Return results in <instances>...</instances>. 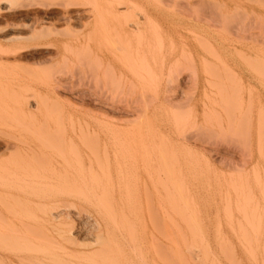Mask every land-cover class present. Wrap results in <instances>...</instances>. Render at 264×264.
<instances>
[{
    "label": "rangeland",
    "instance_id": "374dc122",
    "mask_svg": "<svg viewBox=\"0 0 264 264\" xmlns=\"http://www.w3.org/2000/svg\"><path fill=\"white\" fill-rule=\"evenodd\" d=\"M31 1L0 0V224L13 223L9 229L48 236L50 242L31 234L34 245L24 248V241H14L16 248L34 250L39 264L50 258L63 259V264H264V0H58L75 3L67 4L73 17L66 22L57 20L63 10L58 3ZM99 5L118 9L105 13ZM11 35L22 39L6 38ZM37 41L40 46L32 47ZM11 42L28 49L9 51ZM47 142L56 145L49 148ZM147 149L150 157L144 161ZM91 164L98 173L110 174L105 179L113 182L114 191L126 188L125 201L123 189L116 196L121 194L129 222L118 221L104 231L100 217L75 192L80 190L77 183H70L76 187L70 192L68 183L79 181L80 166ZM163 167L174 179L164 176ZM157 176L165 185L178 181L179 186L171 183L178 190L185 185L187 194L184 186V194L177 189L170 194L183 195L175 197L182 206L179 214L170 210L171 197L165 199L168 192L161 188L167 185ZM146 198L151 208L144 204ZM56 199L73 203L57 207ZM247 199L252 201L249 208L242 207L243 200L249 204ZM227 200L232 210L226 209ZM236 201H242L240 209ZM250 207L257 209L253 229L260 237L254 235L257 231L252 235L254 211L250 216L244 211ZM169 215L179 227L170 225ZM241 215L250 234L243 233L240 223L237 229ZM162 218L172 226L176 241L170 243L171 233L166 238ZM230 220L233 227L227 224ZM61 227L70 233L72 245L55 236ZM193 230L203 236L193 233L191 239ZM245 232L259 238L256 244L251 236L252 246L239 243H250ZM100 235H108L109 250L115 245L119 249L118 254L110 250L114 261H109V252L108 261L98 257L95 239ZM14 242L7 243L16 249ZM173 242L184 254L179 248L173 251ZM185 244L193 252L185 251ZM255 245L256 259L251 258Z\"/></svg>",
    "mask_w": 264,
    "mask_h": 264
},
{
    "label": "bare ground",
    "instance_id": "6f19581e",
    "mask_svg": "<svg viewBox=\"0 0 264 264\" xmlns=\"http://www.w3.org/2000/svg\"><path fill=\"white\" fill-rule=\"evenodd\" d=\"M7 1L9 2V1H11V0H7ZM4 2H5V1H4ZM26 3H27V1H26ZM30 3H31L32 5H33V3H35V5H41V6H43V5H44V6H45V5H48V6H49V5H53V4H55V6H57L56 4L58 3V4H59L58 6H62V7H63V10L59 13V17H57V20H59V19L61 20V19H62L64 22H66V21H69V20L71 19V17H73V16H71L72 14H71V12H70V11H72V10L68 11V8H67V7L69 6V5H67V4H70V2L68 3V1H67V3H66V2L64 3V2H62V1H58V0H57V1H55V0H54V1H51V0H50V1H46V0H32ZM62 3H63V4H62ZM60 4H62V5H60ZM71 5H75V3L70 4V6H71ZM58 6H57V7H58ZM46 7H47V6H46ZM91 7H92V6H91ZM99 7H100V11H101V9H103V10H105V13H107L106 10H110V9H118V8H112L113 6H112L111 8H110V7H109V8H108V7H102V8H101V6L99 5ZM10 8H11V7H10ZM0 9H1V8H0ZM92 9H94V8L92 7ZM124 9H125V8H124ZM126 9L129 10L128 8H126ZM2 10H3V9H2ZM2 10H1V11H2ZM122 10H123V9H122ZM75 11H76V10H75ZM112 11H113V10H112ZM112 11H111V12H112ZM116 11H117V10H116ZM120 11H121V10H120ZM102 12H103V11H102ZM111 12H109V13L112 14ZM34 13H35V12H34ZM74 13H76V12H74ZM120 13L122 14L123 11H121ZM106 15H108V14H106ZM2 16H3V15H2ZM13 16H15V15H13ZM16 16H17V15H16ZM37 16H38V15H37ZM57 16H58V15H57ZM110 16H111V15H110ZM113 17H115V15H114ZM113 17H112V18H113ZM4 18H6V17L4 16ZM14 18H15V17H14ZM33 18H34V17H33ZM0 19H1V18H0ZM18 19H19V18H18ZM3 20H4V19H3ZM40 20H42V19H40ZM113 20H114V19H113ZM36 21H37V19H36ZM118 22H119V21H118ZM5 24H6V23H5ZM7 24L9 25L8 22H7ZM11 24H12V23H11ZM11 24H10V25H11ZM13 24H14V23H13ZM13 24H12V25H13ZM0 30H1V29H0ZM3 30H4V28H3ZM35 30H36V29H35ZM34 33H35V32H34ZM32 36H34V39H35L36 35H34V34L32 33ZM22 37H23V36H22ZM24 37H25V36H24ZM6 38H10L9 40L12 41L13 39H17V38L20 39L21 36H18V35H14V36H12V35H11V36L6 37ZM25 38H29V39H31L30 37H27V36H26ZM21 39H22V38H21ZM23 39H24V38H23ZM32 39H33V38H32ZM3 40H4V39H3ZM5 40H6V39H5ZM25 40H26V39H25ZM40 43H41V42H40ZM257 43H258V42H257ZM262 43H263V42H262ZM202 44H203V43H202ZM206 44H207V43H206ZM258 44H259V43H258ZM10 45H11L12 47L9 48L10 46H8L9 51L23 50L25 47H28V45H26V46H21V47H20V46H18V45L12 44V42H11ZM47 45H48V44H47ZM37 46H40L38 41L35 42V43L33 44L32 47H37ZM41 46H42V45H41ZM45 46H46V45H45ZM203 46H204V45H203ZM205 46H207V45H205ZM209 47H211V46H209ZM44 48H45V47H44ZM26 49H28V48H25V50H26ZM251 50H252V49H251ZM23 51H24V50H23ZM236 51H237V50H236ZM204 52H205V51H204ZM206 52H207V51H206ZM263 52H264V51H263ZM208 53H209V52H208ZM210 53H211V52H210ZM210 53H209V54H210ZM259 53H262V52L259 50ZM211 54H212V53H211ZM259 55H260V54H259ZM261 55L263 56L264 53H262ZM261 59L263 60L264 58L262 57ZM258 63H262V62H257V66H258ZM263 63H264V62H263ZM263 63H262V64H263ZM262 64H260L261 67H263V65H264V64H263V65H262ZM260 65L258 66L259 69H260ZM259 69H258V70H259ZM263 69H264V68H263ZM263 71H264V70H263ZM263 71H262V74L264 73ZM258 72L260 73V70H259ZM259 73H258V74H259ZM255 74H256V73H255ZM263 75H264V74H263ZM256 76H258V75H256ZM259 76H260V75H259ZM261 77H263V76L261 75ZM261 77H259V79L257 78L260 82H261L262 80L264 81V77L262 78V80L260 79ZM263 81H262V82H263ZM213 85H214V84H213ZM219 85H220V87H221V86H223L224 84L221 85V84L219 83ZM261 85H263V84H261ZM215 86H217V85H215ZM263 86H264V85H263ZM261 87H262V86H261ZM218 88H219V87H218ZM225 89H226V88H225ZM225 89H224V90H225ZM220 91H221V90H220ZM222 93H223V91H222ZM224 93H225V91H224ZM224 93H223V94H224ZM223 94H222V96H223ZM219 95H220V93H219ZM222 98H223V97H222ZM36 137H37V135H36ZM68 137H69V136H68ZM81 138H82V137H81ZM33 139H34V138H33ZM37 139H38V138H37ZM46 139H48L47 136H46ZM132 139H133V138H132ZM139 139H140V138H139ZM139 139H138V140H139ZM38 140H39V141H40V140L42 141V139H38ZM38 140H36V141L38 142ZM81 140H82V139H81ZM84 140H85V139H84ZM130 140H131V139H130ZM43 141H44V140H43ZM43 141H42V142H43ZM45 141H46V140H45ZM48 141L50 142L51 140L48 139ZM120 141H121V140H120ZM140 141H141V140H140ZM71 142H72V141H71ZM138 142H139V141H138ZM143 142H144V141H143ZM125 143H126V142H125ZM131 143H132V142H131ZM141 143H142V142H141ZM47 144H48V147L51 148L50 145H52V143L49 144V143L47 142ZM41 145H42V144H40V147H41ZM53 145H56V144H53ZM53 145H52V146H53ZM82 145H83V144H82ZM128 145H129V144H128ZM141 145H143V144H141ZM122 146H124V145H122ZM129 146H130V145H129ZM16 147H17V146H16ZM54 147H56V146H54ZM57 147L59 148V145H58ZM57 147H56V148H53V149H57ZM83 147H84V145H83ZM88 147H89V146H88ZM126 147H127V146H126V144H125V147H124V148H126ZM137 147H138V146H137ZM144 147H145V145H143L142 149H143ZM34 148H35V147H34ZM38 148H39V147H38ZM14 149H15V148H14ZM31 149H32V148H31ZM40 149H42V147H41ZM40 149H38V150H40ZM53 149H52V150H53ZM59 149H60V148H59ZM62 149H63V148H62ZM128 149H129V148H128ZM140 149H141V148H140ZM140 149H139V150H140ZM144 149H145V148H144ZM28 150H30V149H28ZM32 150H33V149H32ZM49 150H50V149H49ZM76 150H78V149H76ZM145 150H146V149H145ZM145 150H143V152H144ZM53 151L57 152L58 149H57V151H56V150H53ZM60 151H61V150H59V153H57V154H59V157H60V159L62 160V154L64 155V152L61 154ZM69 151H70V150H69ZM71 151H72V150H71ZM130 151H131V150H130ZM141 151H142V150H141ZM40 152H42V150H41ZM77 152H78V151H77ZM143 152H142V155L144 154V155H143V158H144V161H145V158H147L146 155L148 156L150 153L148 154V149H147V151H145L144 153H143ZM32 153H33V152H32ZM34 153H35V152H34ZM36 153H37V152H36ZM43 153H44V152H42L41 154H43ZM130 153H131V152H130ZM130 153H129V154H130ZM140 153H141V152H140ZM145 153H146V154H145ZM41 154H40V155H41ZM54 154H56V153H54ZM54 154H53V155H54ZM78 154H79V153H78ZM127 154H128V153H127ZM131 154H132V153H131ZM60 155H61V156H60ZM55 156H56V155H55ZM77 156H78V157H75V160H78V159H79V155H77ZM130 156H131V155H130ZM144 156H145V157H144ZM59 157L56 156V158H59ZM128 157H129V156H128ZM148 157H150V156H148ZM36 159H37V158H36ZM51 159H52V158H51ZM53 160H54V158H53ZM149 160H150V159H148V161H149ZM64 161L66 162V159H64ZM71 161H72V160H71ZM142 161H143V160H142ZM144 161H143V163H144ZM146 161H147V160H146ZM45 162H46V161H45ZM65 162H64V163H65ZM74 162H75V161H74ZM83 162H84V161H83ZM56 163H58V161H57ZM76 163H77V162H76ZM78 163H80V162L78 161ZM89 163H90V162H89ZM85 164H86V163H85ZM36 165H37V164H36ZM59 165H60V163H59ZM65 165H67V163H66ZM75 165H76V164H75ZM77 165H78V164H77ZM83 165H84V164H83ZM46 166H47V164H46ZM70 167H71V166H70ZM146 167H147V166H146ZM48 168H49V167H48ZM48 168H47V169H48ZM104 168H105V167H104ZM77 169H78V168H77ZM163 169H164V167H163ZM80 170L82 171L81 175H80V173H79V175L77 174L78 176L76 175V177L79 178V181H78V180H77L78 182H77L76 180H75V182H69V181H68V182H69V183H68V187H69V185L71 186L70 183H73L74 185H75V183H77V184L79 185V187L75 185L76 187H78V189L80 188V190H78V191L75 190V188H76L75 186H73V187H75L74 189H73L72 186L69 187V188H70V190H71V188H72V190H75V192H77L78 195L80 194V195H81V198L83 197V199H84V203H85V204H88V205L94 210V213H96V214L100 217V222H99L100 224H98V225H101V223H102L103 228H104V231H105V230H107L108 228L111 229L115 224L118 223V221H121V222H119L120 225H121V223H122L123 221L125 222L126 219H127V215L124 216L125 213L122 212L123 209H122V205H121V199L119 198V197L122 198V196H121V194H120L119 197L116 196V193H118V191H121V190L123 189V187L121 186L122 188H121V187L119 188V186H117V185H119V184L117 183V185H116L117 188H116V189L119 188V190H118V191H114V189L112 188V187H113V182H112L111 180H108L109 182H106L107 179H105V178H110V177H111L110 174H109L108 172H105L104 170H103L102 174H101V173H98V172L92 167V164H91L89 167H86V165H85V167H84V166H83V167L80 166ZM101 170H102V169H101ZM168 170H170V169H168ZM65 171H66V170H65ZM78 171H79V170H78ZM81 171H80V172H81ZM161 171H163L162 173L165 174L164 176H166V175H168V174H169L170 177L175 176L174 174L172 175V173H171V175H170L169 171H168V173L165 172V171H166V168H165L164 170H161ZM100 172H101V171H100ZM77 173H78V172H77ZM146 173H147V172H146ZM64 174H65V173H64ZM70 174H71V173H70ZM71 175H72V174H71ZM66 176H67V173H66ZM158 176H159V174H158ZM158 176H157V178H158ZM162 176H163V175H162ZM162 176H161L160 178L163 180V177H162ZM101 177H103V178H101ZM166 177H167V176H166ZM166 177H165V178H166ZM170 177H169V178H166L169 182H170V180H173V179H174L173 177H172L173 179H171ZM69 178H70V177H69ZM73 178H74V177H73ZM78 178H76V179H78ZM116 178H117V177H116ZM179 178H180V177H179ZM179 178H177V179H179ZM74 179H75V178H74ZM101 179H104V180L101 181ZM158 179H159V178H158ZM175 179H176V177H175ZM56 180H58V179H56ZM179 180H180V179H179ZM59 181H60V180H59ZM110 181H111L112 183H111ZM159 182H160V179H159ZM159 182H158V183H159ZM163 182L166 183V180L161 181L160 183L162 184ZM169 182H168V183H169ZM173 182H176V183L173 184ZM173 182L171 181L168 185L166 184L167 186L165 185V183H163V185L166 186V187L170 186L171 189H168V188H167L168 191L166 190V187H165V189H163L164 187H161V186H160L161 184H159V186L162 188V191L164 190L165 192H168V196H167V195H166V197L163 196V197H165V199L168 198V197L170 196L171 193H172V194H175V193H173L174 190H176V189L178 190V188H177L176 186H179V185H177L179 182H178V181H173ZM57 183H58V182H57ZM171 183H172L173 185H176L175 188H173L174 186H172ZM59 184H60V183H59ZM181 184H183V182H181ZM181 184H180V185H181ZM62 185H63V184H62ZM64 185H65V184H64ZM144 185H145V184H144ZM163 185H162V186H163ZM53 186H54V185H53ZM66 186H67V183H66ZM171 186H172V187H171ZM183 186L185 187V185H182L181 187L184 188ZM144 187H145V186H144ZM182 188H181V189L179 188L178 192L182 190V191H183L182 194H184V190L186 191V187L184 188V190H183ZM66 189H67V188H66ZM124 189H126V188L124 187ZM124 189H123V190H124ZM67 190H69V189H67ZM67 190H66V192H67L68 194H71V193H69ZM72 190H71L70 192H72ZM170 190H171V191H170ZM148 191H149V190H148ZM169 191H170V192H169ZM172 191H173V192H172ZM75 192H73V193L75 194ZM126 192L128 193V191H126ZM73 193H72V195H73ZM147 193H149V192H147ZM77 194H75V195H77ZM179 194H181V192H180ZM179 194L172 195V196H174L173 198H175V197L177 198L178 196L180 197ZM182 194H181V195H182ZM186 194H187V191H186ZM188 194H189V193H188ZM78 195H77V197H78ZM122 195H123V192H122ZM159 195H160V194H158V196H159ZM67 196H69V195H67ZM123 196H124V198H122V199H124V201H125V197H126V195H125V190H124V195H123ZM147 196H148V198H149V195H148V194H147ZM147 196H146V197H147ZM172 196H170L171 199L169 198V200L171 201V203H170V210L172 211V210H175V209H176L175 212H177V213L179 214V212H178L177 210H178V209H179V210L182 209V206H179V205H178V202H179L180 200H178V199H176V198H175V199H172ZM71 197H72V196H71ZM77 197H76V199H77ZM161 197H162V196H161ZM161 197H160V198H161ZM181 197H183V195H182ZM186 197H187V195H186L184 198H186ZM73 198H75V197H73ZM79 198H80V196H79ZM83 199H82V200H83ZM186 199H187V198H186ZM56 200H57V201H55V202H56L55 205H56L57 207H58L59 205H64L65 207H67V205H68V201H67V200H64V201H63V200H59V201H58V199H56ZM128 200H129V199L126 198V202H124V203H127V204H128V202H127ZM147 200H148V199L146 198V201H145V202H147ZM149 200H150V199H149ZM149 200H148V203H144V204H145V205L147 204V206H149V208H151V205H150L151 202L149 203ZM159 200L161 201V199H159ZM247 200H248L249 204L246 203L247 205L245 204V205H246V206H245V205H244L245 202H244V200H243V205H242V207L244 206V207H248V208H249V205H250V201H251V200H249V199H247ZM62 201H63V202H62ZM182 201H184V199H183ZM190 201H191V203L193 202L191 199H190ZM70 202L73 203L72 201H70ZM166 202H167V201H166ZM226 202H228V200H227ZM241 202H242V201H241ZM241 202H239V203H241ZM71 203H69V204H70V205H68L69 207L72 206ZM179 203H180V202H179ZM193 203H194V202H193ZM228 203H229V202H228ZM236 203H237V204H235L236 207L239 208L241 205H240L237 201H236ZM251 203H252V201H251ZM76 204H77V203H76ZM230 204H231V203L228 204L229 207H227L226 209H228V208L231 209ZM241 204H242V203H241ZM73 205H74V204H73ZM78 205H80V204H78ZM167 205H168V204H167ZM237 205H238V206H237ZM226 206H227V205H226ZM80 207H81V206H80ZM126 207H127V206H126ZM192 207H194L193 204H192ZM81 208H82V207H81ZM238 208H236V210H237ZM248 208H245L244 211H246V209H247V211L250 212V210H251L252 207H250V209H248ZM253 208L256 209L255 207H253ZM253 208H252L251 211H254V217H253L254 219H252V216H253V215L251 216V218H250L249 220L247 219V220H248L247 222H249L248 224H250L251 219H252L251 224H253L254 220H257L256 217H255V216H258V215H255V212H256L257 209L254 210ZM145 209H147V210H145L146 212H147V211L151 212L150 210H148V208H147L146 206H145ZM192 209H193V208H192ZM194 209H195V208H194ZM194 209H193V210H194ZM239 209H240V208H239ZM239 209H238V211H239ZM170 210H169V211H170ZM231 210H232V209H231ZM163 211L165 212V211H167V210H165V208H164ZM171 211H170V212H171ZM186 211H187V210H186ZM194 211H195V210H194ZM194 211H193V212H194ZM240 211H241V210H240ZM242 211H243V210H242ZM244 211H243V212H244ZM247 211H246V212H247ZM175 212H174V213H175ZM196 212H197V209H196L195 213H196ZM226 212H227V211H226ZM230 212H231V211H230ZM230 212H229V210H228V213H230ZM249 212H247L248 215H249V214H252V212H250V213H249ZM166 213H167V212H166ZM174 213H173V214H174ZM90 214H91V213H90ZM120 214L123 215V216H122L123 218H121V215H120ZM163 214L166 215L165 213H163ZM119 215H120V216H119ZM148 215H149V214H148ZM161 215H162V214H161ZM195 215H196V214H195ZM245 215H246V213H245ZM118 216H119V219L121 218L122 220H121V219L119 220V219H118ZM174 216H175V214H174ZM182 216H183V214H181L180 217L182 218ZM196 216H197V215H196ZM228 216L232 217L231 215L228 214L227 217H226L228 220H229V217H228ZM242 216H243V215H241V218H240V219L243 220ZM249 216H250V215H249ZM124 217H125V218H124ZM161 217H162V216H161ZM163 217H164V216H163ZM169 217H170V219L167 218V219H168L167 221H169V220L171 221V222H169L170 225H173V224L176 225V224H175V223H176L175 221H174L175 223H174V222L172 223V221L174 220V219L172 220V218H171L172 216L169 215ZM243 217H244V216H243ZM164 218H165V217H164ZM164 218H162L163 222H164ZM257 218H258V217H257ZM123 219H124V220H123ZM230 219H232V218H230ZM240 219H237V220L240 221V222L236 221V222H237L236 226H237L239 223H240L241 226H244V224H246L245 220H243L244 223L241 224V220H240ZM162 220L160 219V221H162ZM181 220H183V221L185 220L184 224L186 225V219H184V217H183ZM196 220H198V219H195V218H194L193 221H195V223H194V222H193L194 224L192 223L193 226L196 225ZM126 222H129V221L127 220ZM163 222H162V223L160 222V223L162 224L161 226H163V229H164V227H165V229L168 228V222H166V223L164 222V224H163ZM199 222H200V220H199ZM3 223H5V221H4ZM3 223L0 224V225H1V226H0V227H1V229H0V264H39V263H41V262H39V260H37V258H35L34 256H32V255H34V252H35L34 250H31V249L29 250L28 248H27V249H28V250H27V249H24V248H25L27 245H29V244H30V246L34 245V244L31 245V243H33V242H32V239H33V238L30 237L31 234H33L34 237L37 236V237H35L34 239H36V238H41L42 240H45V239H46L47 242H45V244H49V242H50L49 239H50V238L47 239L48 236H47V238H44V237L42 236V237H43V238H42V237H39L40 234H39V235H36L35 233H32V232H30V236H28L27 233H29V231L27 232V231H25V230H21V229H20V230H17V229H14V230H13V229H9L11 226H13V225H12L13 223H10V222H6L5 224H3ZM24 223H25V222H24ZM230 223H233L232 220L228 221L227 224H229L230 227H233L232 225H230ZM255 223H258V222H255ZM22 224H23V223H22ZM27 224H28V223H27ZM129 224H130V223H129ZM166 224H167V226H166ZM23 225H24V224H23ZM23 225H22V226H23ZM174 225H173V228L175 229ZM178 225H179V224L177 223L176 227H179ZM246 225H247V224H246ZM258 225H259V223H258ZM260 225H261V224H260ZM9 226H10V227H9ZM115 226H116V225H115ZM127 226L129 227V225H127ZM127 226H126V229L128 228ZM253 226H257V225H256V224H255V225L253 224V225H252V229H253ZM2 227H3V228H2ZM97 227H98V226H97ZM170 227H172V226H170ZM170 227L168 228L169 231H167L168 229H167V230L164 229V231H165L164 233L167 232V233H166V238H169V237H167V234L170 236L169 233L174 232V231L171 230L172 228H170ZM195 227H196V226H195ZM238 227H239V226H237V229H238ZM246 227H247V226H244V227L242 228V229H243V233H244V231H246V232L248 231V229H246ZM248 227H250L249 229H250V231H251V230H252V229H251V225H250V226L248 225ZM259 227H260V226H259ZM100 228H101V227H100ZM100 228H99V229H100ZM180 228H181V227H180ZM197 228H199L198 225H197ZM256 228H257V227H256ZM101 229H102V228H101ZM178 229H179V228H177L176 230H178ZM193 229H195V228H193ZM232 229H233V228H232ZM239 229H240V228H239ZM239 229H238V230H239ZM244 229H246V230H244ZM127 230H128V229H127ZM127 230H126V231H127ZM238 230H236V231L238 232ZM253 230H254V231H253ZM253 230H252L253 233L251 232L252 235L254 234V232L257 231L256 234H254V235H256V237H257L258 234H259V237L261 236V234L258 233L259 230H255V229H253ZM100 231H101V230H100ZM102 231H103V230H102ZM180 231H182V230H180ZM193 231H194V230H193ZM198 231L200 232L201 230L199 229ZM231 231H232V230H231ZM36 232H37V231H36ZM128 232H129V230L127 231V235H130V232H129V234H128ZM178 232H179V231H177V233H178ZM195 232H197V231H194V232L191 233V239H193V233L196 234L197 236H200V237L203 236L202 234L199 233V235H198V232H197V233H195ZM201 232H202V231H201ZM216 232H217V231H216ZM232 232H233V231H232ZM239 232H240V231H239ZM246 232H245V233H246ZM248 232H249V231H248ZM96 233H97V232H96ZM218 233H219V232H218ZM243 233H242V234H243ZM105 234H106V233H105ZM105 234H104V235H105ZM171 234H172V236H173L174 233H171ZM178 234L181 235L180 232H179ZM242 234L240 233V235H242ZM246 234H247V233H246ZM249 234H250V232H249ZM46 235H47V234H46ZM109 235H110V234H109ZM182 235H183V233H182ZM182 235H181V236H182ZM219 235H220V234H219ZM223 235L225 236V234H223ZM252 235H249V236L252 237L253 241L256 240V241L254 242V244H256V242L259 240V238H258V240H257V238L254 237V236H252ZM55 236H56L57 238L61 239L62 241H65L66 243H67V241L69 242V244H71V243L73 242V239L70 240V239H71V235H70V233H69L67 230H65L64 228H62V227H61L60 229H56V231H55ZM96 236H97V235H96ZM100 236H101V235H100ZM107 236H108V235H106V238L108 239ZM184 236H185V235H184ZM184 236H183V238L180 240L181 243H183V245H184V243L187 242V241H186L187 239H185ZM194 236H195V235H194ZM217 236H218V235H216L215 239L217 238ZM236 236H237V234H236ZM236 236H235V237H236ZM244 236H245L246 239H247L248 234H247V235H244ZM249 236H248V238H249ZM45 237H46V236H45ZM50 237H51V236H50ZM101 237H102V236H101ZM101 237H99V238L102 239V240L104 239V240L102 241V243L104 242L106 245H105L104 243L102 244V243H101V240H100V242H99V240H98L99 238L97 237V238L95 239V241L98 242V243H100V246H99V247H100V251H99V249H98V250L96 249V250L98 251V253H97V251H95V250L93 249L94 252H93V251H90V252H91V254H92V252H93L92 255H94V253H97L98 257L102 258V260L104 259V260L108 261V259H107L108 257L105 259V257L107 256V253H108V252L111 253L110 250L112 251L113 248H114V249L116 250L117 254H118L119 249H117V247H115V246H116V245H115V246L112 247V249L109 250V247H108V246H110V244L106 242L107 240L105 241L106 238H104V237L101 238ZM174 237H175V234H174V236H173V239L170 237V239H169L170 243H171V241H176V240H177V239L174 240ZM220 237H222V236H220ZM238 237H239V236H238ZM238 237H236V238L239 240ZM251 237H250V238H251ZM263 237H264V234H263ZM263 237H262V240H263ZM52 238H53V237H52ZM128 238H129V237H128ZM130 238H131V237H130ZM222 238H223V237H222ZM250 238H249V239H250ZM254 238H256V239L254 240ZM63 239H65V240H63ZM184 239H185V242H183ZM191 239H190V237H189V243H190V240H191ZM242 239H243V238H242ZM20 240H22V241H24V242L26 241L25 243H28V244H25V243L23 242V244H24L25 246L23 245L24 248H22V249H20V248H16L17 246H16V244H15V242L17 243V241L19 242ZM36 240H37V239H36ZM36 240H35V241H36ZM51 240H52L53 242L55 241L56 243H58L55 239H54V240L51 239ZM66 240H67V241H66ZM167 240H168V239H167ZM201 240H203V238H201ZM219 240H220V239H219ZM219 240H217V243H218ZM227 240H229V239H227V237L225 236V242H226ZM240 240H241V237H240ZM244 240H245V238H244ZM260 240H261V239H260ZM9 241H10V243L15 241L13 244H14V246H15L16 249H14L13 246H12L13 248H11V244H10V243H7V242H9ZM38 241H39V240H38ZM52 241H51V242H52ZM70 241H72V242H70ZM109 241H110V239H108V242H109ZM129 241H132V240L129 239ZM203 241H204V242H207V241H205V240H203ZM242 241H243V240H242ZM245 241H247V240H245ZM245 241H244V242H239V243H240V244H243V243L245 244V243H246V244H245V247H246V245H248V244L251 245V243H252V242H251V241H252L251 239H250V243H249V242H245ZM20 242H21V241H20ZM192 242H195V241L192 240ZM223 242H224V240H223ZM225 242H224V244H225ZM261 242H262V244L264 243V241H261ZM43 243H44V242H43ZM110 243H111V242H110ZM187 243H188V242H187ZM201 243H202V242H201ZM226 243H229V242H226ZM247 243H248V244H247ZM6 244H7V245L9 244V245H8L9 247L6 246ZM19 244H21V243H19ZM19 244H18V245H19ZM51 244H52V243H51ZM244 244H243V245H244ZM36 245H37V243H36ZM71 245H72V244H71ZM95 245H96V244H95ZM171 245H174V242H173ZM175 245H176L177 247H176ZM175 245H174L175 248L173 247V251H175L174 249L180 247V246L178 247L177 244H175ZM191 245H192V243H190L189 245L187 244V246H189V248H190V247H191V248H194V247H192L193 245H192V246H191ZM204 245H205V244H204ZM258 245H259V244L257 243V246H258ZM19 246L22 247L21 245H19ZM19 246H18V247H19ZM42 246H43V245H42ZM187 246H186V244H185V246H184V250H185V251L188 250L187 252H189V250H190L191 248L189 249ZM206 246H207V249H206V248H205V249L208 251L207 253L209 254V247H208L207 244L205 245V247H206ZM248 246H249V245H248ZM248 246H247V249H248ZM251 246H252V245H251ZM251 246H250V249H253V248H251ZM28 247H29V246H28ZM38 247H39V246H38ZM255 247H256V245L254 246V249H253V251H252V252H253L252 254H254L255 249L257 248V247L255 248ZM29 248H30V247H29ZM33 248H34V247H32V249H33ZM171 248H172V247H171ZM186 248H188V249H186ZM201 248H202V247H201ZM227 248H228V245H227ZM262 248H263V247H261V249H262ZM36 249H38L37 246H36ZM39 249L43 250V249H44V246H43V249H42V247H41V248L39 247ZM39 249H38V250H39ZM61 249H62V248H61ZM61 249H60V251H61ZM221 249H222V248H221ZM230 249H231V248H230V245H229V250H230ZM38 250H37V251H38ZM63 250L66 251L65 248H63L62 251H63ZM115 250H114V252H115ZM170 250H172V249H170V246H169L168 253H170V252H169ZM177 250H178V249H177ZM179 250H181V249L179 248ZM192 250H193V249H192ZM222 250H223V249H222ZM262 250H264V248H263ZM57 251H58V250H57ZM62 251H61V252H62ZM173 251H171V252H173ZM181 251H182V250H181ZM181 251H180V252H181ZM190 251H191V250H190ZM194 251H196V249H195ZM227 251H228V250H227ZM90 252L88 251V253H90ZM112 252H113V251H112ZM191 252H193V251H191ZM191 252H190V253H191ZM231 252H232V250H231ZM231 252H230V253H231ZM245 252H248V250H245ZM249 252L251 253L250 250H249ZM64 253H65V252H64ZM161 253H163V252H161ZM177 253H179V252H177ZM177 253H176V254H177ZM182 253H183V251H182ZM190 253L187 254V255L189 256ZM201 253H202V252H201ZM207 253H206V254H207ZM36 254H37V253H36ZM38 254H39V253H38ZM53 254L55 255L54 252H53ZM53 254H52V255H53ZM62 254H63V253H62ZM68 254H69V253L67 252V253H65L64 255L66 256V255H68ZM76 254H77V253H76ZM91 254H90V255H91ZM114 254H115V253H114ZM117 254H115V255L117 256ZM183 254H184V253H183ZM192 254H194V255L196 254V255H197V252H194V253H192ZM203 254H205V252H204V248H203ZM203 254H202V256H203ZM208 254H207V255H208ZM231 254H232V253H231ZM233 254H234V253H233ZM247 254L249 255V253H247ZM78 255H79V254H78ZM92 255H91V256H92ZM112 255H113V253H111L109 261L114 259V258L112 257ZM173 255H175V254H171L170 256H172L173 258H176V257L178 258V255H177V256H173ZM180 255H182V254H179V256H180ZM196 255H195V256H196ZM248 255H247V256H248ZM35 256H36V255H35ZM42 256H43V255H42ZM94 256L97 257L96 254H95ZM113 256H114V255H113ZM170 256H169V257H170ZM191 256L193 257V255H190L189 257H191ZM229 256H230V255H229ZM252 256H253V258H254V257H255V254H254V255H251V258H252ZM39 257H40V256H39ZM69 257H70V255H69ZM87 257H89V256H87ZM162 257H164V255L161 256V258H162ZM169 257H168V258H169ZM183 257H184V256H183ZM192 257H191V258H192ZM211 257H212V255H210L209 258H211ZM232 257H233V256H232ZM249 257H250V255H249ZM65 258H66V257H65ZM72 258H73V256H72ZM74 258H75V257H74ZM111 258H112V259H111ZM173 258H172V259H173ZM180 258H181V256H180ZM180 258H179V260L182 261V260H181L182 258H181V259H180ZM205 258H206V257H205ZM42 259H43V261L45 260V258H42ZM57 259H58V258H50L49 260L46 259L47 261L45 260V262H44L43 264H63V263H62V262H63V259H62V258H61V259H62V262L58 261ZM80 259H81V258H80ZM88 259H89V258H88ZM98 259H99V258H98ZM164 259H165V257H164ZM164 259H163V261H165ZM172 259H171V260H172ZM183 259L185 260V257H184ZM188 259H190V258H188ZM194 259H195V257H194ZM196 259H197V257H196ZM196 259H195V260H196ZM232 259H234V258H232ZM254 259H256V257H255ZM81 260H82V259H81ZM92 260H94V259H92ZM99 260H100V263H101V259H99ZM114 260H115V259H114ZM114 260H113V261H114ZM173 260H174V259H173ZM173 260H172V261H173ZM179 260H177V262H179ZM201 260H202L201 257L198 258V262L201 261ZM175 261H176V259H175ZM185 261H186V260H185ZM185 261H184V263H183V262H179V263L185 264ZM204 261H205V260H204ZM66 262H67V261H66ZM68 262H69V261H68ZM95 262H96V261H95ZM103 262H105V261H103ZM177 262H176V263H177ZM202 262H203V260H202ZM71 263H72V262H71ZM71 263H70V264H71ZM77 263H78V262H77ZM80 263H81V262H80ZM97 263H98V262H97ZM67 264H69V263H67ZM72 264H73V263H72ZM98 264H99V263H98ZM101 264H103V263H101ZM104 264H105V263H104ZM108 264H109V263H108ZM112 264H113V263H112ZM186 264H187V263H186Z\"/></svg>",
    "mask_w": 264,
    "mask_h": 264
}]
</instances>
